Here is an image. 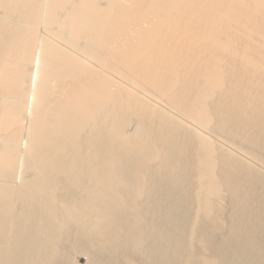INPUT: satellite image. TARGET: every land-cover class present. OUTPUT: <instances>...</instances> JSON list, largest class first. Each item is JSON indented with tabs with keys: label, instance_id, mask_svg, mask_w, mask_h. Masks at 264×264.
I'll return each mask as SVG.
<instances>
[{
	"label": "bare ground",
	"instance_id": "obj_1",
	"mask_svg": "<svg viewBox=\"0 0 264 264\" xmlns=\"http://www.w3.org/2000/svg\"><path fill=\"white\" fill-rule=\"evenodd\" d=\"M0 264H264V0H0Z\"/></svg>",
	"mask_w": 264,
	"mask_h": 264
}]
</instances>
